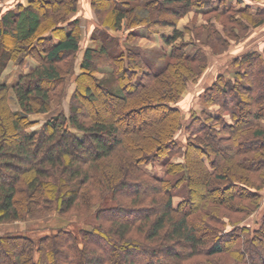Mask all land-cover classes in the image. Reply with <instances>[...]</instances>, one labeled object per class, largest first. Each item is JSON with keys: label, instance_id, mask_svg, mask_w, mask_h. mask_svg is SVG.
<instances>
[{"label": "trees", "instance_id": "16d2710c", "mask_svg": "<svg viewBox=\"0 0 264 264\" xmlns=\"http://www.w3.org/2000/svg\"><path fill=\"white\" fill-rule=\"evenodd\" d=\"M125 1L90 0V5L98 15L112 12L109 23L98 16L100 25L112 30L120 31L124 23L129 29L171 25V35L164 36L165 44L172 46L171 61L154 71L141 51L129 46L117 51L120 38L108 33L99 46L84 49L70 114L60 111L48 117L38 131L31 130L38 123L31 115L51 110L49 93L57 86L63 96L65 78L74 72L73 64L82 49L81 19L71 18L78 12L80 0H17L0 15V49L4 50L0 62L12 60L22 66L29 56L38 60L12 86L0 80V223L35 217L52 208L62 214L82 213L97 206L108 193L116 199V204L99 210L97 225L79 233L60 228L37 240L26 234L0 235V264H181L202 252L214 256L226 251L235 263L264 264V247L258 245L264 238V211L257 228L235 223L224 234L210 226L212 221L224 222L227 213L223 210L243 212L246 218L260 206L264 188L261 52L235 58L238 70L233 79L220 75L203 91L204 110H196L186 125L191 136L184 146L177 137L184 127L183 112L176 104L188 83L208 67L202 47L206 44L198 42L199 36L185 40V32L177 27L182 12L202 8L204 15H230V21L244 29L249 26L246 21L260 23L264 12L252 13L249 6L237 8L228 0H220L219 5H214L216 0ZM165 8H171L172 17L160 14ZM257 17L261 18L251 21ZM211 21L214 19L208 18L204 27L215 29ZM133 36L136 33L129 30L127 38ZM231 36L239 39V34ZM228 38L224 49L229 46ZM66 54H72L73 60L63 74L59 64ZM103 65L113 68L111 74L121 82L118 91L104 86L97 76ZM11 88L18 109L10 105ZM236 90L251 91L240 100ZM101 97L114 101L113 113L135 98L143 101L135 110H146L147 115L143 111L139 115L147 119L137 126L138 121L125 119L126 114L84 116L80 102L87 98L99 107ZM248 105L252 121L244 114ZM149 121L158 124L154 138L147 142L135 138L137 129L144 130ZM129 132L133 140L125 138ZM242 154L246 156L237 159ZM175 156L182 160H173ZM156 162L163 163L162 174L147 168ZM247 171L258 172L259 180H253ZM127 172L135 175H125ZM198 175L203 182L193 188ZM130 179L135 180L133 188ZM181 182L188 194L175 203L174 189ZM147 188L156 197L147 195ZM136 232L141 236L133 235Z\"/></svg>", "mask_w": 264, "mask_h": 264}, {"label": "rangeland", "instance_id": "374dc122", "mask_svg": "<svg viewBox=\"0 0 264 264\" xmlns=\"http://www.w3.org/2000/svg\"><path fill=\"white\" fill-rule=\"evenodd\" d=\"M21 1L27 3L28 0H21ZM129 1L130 0H126L124 3L125 4L129 3ZM16 2H17V0H0V15L7 12L8 9L14 7L16 5ZM137 2L140 3L141 0H137ZM90 4L88 5L89 8H91ZM152 4H154V3H152ZM152 6L157 7V6H155V4ZM86 7H87V5L81 3V0H80L79 11H81V12H82V10L85 11ZM90 13H92L93 21L96 25L92 24L93 23L92 21L86 20V22H85V19L80 18L81 19V23H80L81 24V34H82L80 44L82 45L81 46L82 49L77 53V57H76L75 62L73 64V71L75 73L70 72L66 76V78H65L66 79L65 90L63 92V96H61V94H62L61 93V86H57L55 89L52 88L53 90L50 91L49 94H50V101H51V105H52V108L50 111L38 112V113H34L31 115L32 119L38 121L37 124H35L34 126L31 127L32 131L40 130L42 127V124L45 122V120L48 117H50V116H52V115H54L60 111H64L67 115L70 114L71 98H72V94L74 92V89L76 88L75 77H76V74L81 71L80 61L83 58L84 48L88 47L87 45L90 44V41H92V43L95 44L93 46H99L102 43V40H105L106 35L112 30L109 27L107 28V27L101 26L100 23L98 22V20H100L98 16H100L105 23L111 22V20H112V18H111L112 12L111 11H107V12L105 11L104 13H99V15H98L91 8ZM182 13L183 14H181L177 18V27H178V24L180 22H181V24L183 23V25H185L184 26L185 27L184 32H186V34H187L185 40H190L193 37L198 38V36H199L200 43L202 42V43L206 44V49L208 48L207 49L208 63L212 59L211 58L213 55L212 52L217 54L219 52L226 50L229 47L228 46L226 49H224V45H223L226 43L227 37H229L231 39H236L235 37L231 36V35H235V34H239V37H242V36H244V33H246L249 29V26H247V29H244L243 27H241L242 25L240 26V25L230 21V18H229L230 15L219 17L216 15V13H213L210 15L200 16L191 10H188L187 12H182ZM160 14L164 15L166 17H172V10H171V8H165V9L161 10ZM74 15L75 14L73 13L71 15V18H74L75 17ZM261 17H263V16H261ZM261 17L251 18L252 19L251 21H256V20L260 19ZM208 18L214 19V22H212V21L211 22L214 23L213 24L214 28L216 30H218L221 35L219 33H217L218 31L217 32L214 31L215 29H213V28H209L210 29L209 30L207 27L206 28L204 27V24L207 23ZM204 21H206V22L204 23ZM247 22L248 21L245 22L246 23L245 25L250 23V22H248V23ZM47 24H49V23H47ZM151 26H155L157 29H171L173 31V27L171 25L153 24ZM98 27H100V28H98ZM127 27H128V25L126 23H124L121 31L129 29ZM112 32H114V33L111 35L116 36L114 34H115V32H118V30H112ZM127 37L125 38L123 43L126 46L132 47L135 50L141 51L145 60H146L148 67L153 68L154 71L161 69L168 61H171V59L168 57V53H167L165 47H163V46L159 47L158 45H152V43H149V42L148 43L140 42L139 38L136 36L129 37V39ZM5 38H6V40L8 39L7 36ZM222 38H223V40H222ZM112 41H113L112 43L116 42L115 39H113ZM229 45H230V42H229ZM202 47H204V46H202ZM0 51L2 53L4 51L3 48H1ZM0 58H3V57H0ZM28 58L31 61L33 60V61H36V63H38V60L36 58H33L31 56H29ZM72 60H73V55L72 54L71 55L66 54L64 56V60L62 62H60L59 66H61L63 74L66 72V68H69L71 66ZM31 61L29 62V64H28V62H25V64L22 66L16 64L12 60L7 61L6 63H3V61L0 62V80L4 83L8 84L9 86H12L14 83H16L18 81L19 77L23 73L29 71V69L32 67ZM207 65H209V64H207ZM103 67L104 68L106 67L107 69L112 68L111 66H108V65H103ZM101 68H100L101 72L99 70V72H97V76L100 77L101 79H103V82L105 84L104 86L108 87L110 90H113L115 92L118 91V89L121 87V82L118 80V78L114 77L111 74V72H109L108 74L102 72L103 69H101ZM204 80L205 79L203 78V75H202L199 78V80L197 79L194 81H190L188 83L186 91L183 92L181 99L176 103L183 112L184 127L180 131L177 132V137H178L181 145H183V146L187 142V138L189 136H191V132L186 130V128H185L186 125L191 123V121L193 120V114L194 113L196 114V112H195L196 110H198V113H201V111L204 110L203 108L201 109V107L197 108L200 101H196V94H197L198 88H200L203 85V82H205ZM58 83L59 82H56V85ZM259 84H261V81H259V83H257V86ZM204 87H205V89H207L208 88L207 84ZM214 92H220V91L215 90ZM235 92L240 97V100L241 99L244 100L245 97H247L249 95L248 91L236 90ZM235 92L233 91L234 94L232 93L233 97H234V95H236ZM227 93L228 92H225V94H227ZM9 95H10V101L9 102H10L11 107L13 109H18L19 104H18V101L16 99L14 90L12 88L9 91ZM113 102H114L113 100H112V102L110 99L107 100L106 97H104V98L101 97V106L98 107V105L95 106L92 101L85 98L84 100H82V102H80V105L82 107V113L86 117H89V115H94V116L103 115L104 117L114 118V117H117L119 114L121 117H124L126 114L128 116L125 119H129L132 122L138 121L137 126L139 125V123H144V121H145L144 119H147V116H145V118H144L142 115H139L140 112L143 111V109H140V111L135 110L136 108L142 106L143 101L139 102L138 99L135 98L129 104H125V105L123 104L121 107H119V109H117L116 113L112 112L113 107H114ZM217 106L218 107H216V106H214V107L219 110L220 107H219V105H217ZM245 110L246 111L244 114H245L246 118L252 121V115H251L252 110H251L250 106L249 105L246 106ZM127 111H130V112L126 113ZM142 113L144 115L146 113V110L143 111ZM136 115H139V116L137 117ZM145 115H147V114H145ZM227 117L230 119L229 115H227ZM157 125H158L157 123H150V121H149V123L145 125L144 130L143 129H141V130L137 129L138 131L134 133L135 134L134 137L135 138L138 137V139L143 138L145 140V142L151 141L152 140L151 138H154V135H155L154 133H156ZM219 125H221V124H219ZM142 132H144L145 134ZM219 133H222V131H219ZM132 135L133 134L130 132H129V134L126 133L125 138L127 140L128 139L133 140ZM195 135L196 134H194L192 136H195ZM245 156L246 155L242 154L241 156L237 157V159L240 160L242 157L244 158ZM173 160H175V161L182 160V157L175 156V157H173ZM147 168L157 172L158 174H162L164 165L161 162H156V163H152V164L148 165ZM247 172H245V173H247ZM123 174L124 173H122V175ZM129 174H130V172H127V174H125V175H129ZM136 174H138V173L136 172ZM130 175H135V173L130 174ZM247 175H252V179L255 181L259 180L258 179L259 178L258 172L249 171ZM143 176H144L143 178L146 181H148V182L151 181V180H149V178H147L149 176H145V175H143ZM201 176L202 175H198L197 178L194 180L193 188H196L199 185H201V182H203V180L201 181V178H202ZM168 177L171 178L173 182H176V181H174L175 177H173L172 175H170ZM179 177H182V175H180ZM130 180H131V181H129V183L131 185L130 188L131 187L133 188L134 187L133 183L135 182V180L134 179H130ZM184 183L185 182H181L180 184L176 185V187L174 189V191H175V195H174L175 203H178L181 199H183V197L186 196V194H188L186 185H183ZM220 184L221 183L216 184V185L218 186ZM146 191L149 192V193H147V195L151 196V198L156 197L153 194V190L151 188H147ZM21 197H23V196L21 195ZM241 201L244 204L249 203V200H247V199H245V200L241 199ZM147 202L149 203L151 201H147ZM114 204H116V199L114 198L112 193H108L101 201L98 202L97 206L92 207L90 209H86L82 213H78L76 211H70L68 213L62 214L58 211L57 208H52L51 211H46V212H44L40 215H37L35 217L27 216L26 218L21 219V220H13V221L0 223V235L26 234V235H29L30 237H32L33 239L37 240L43 235L55 233L60 228L71 230V231H74L75 233H79V231H81V229H91L92 227L97 225L99 222L98 217H97L99 210L103 207H108V206H111ZM79 208L84 209L85 205L84 206L80 205ZM223 211H226V213H227V216L224 217V219L222 220L224 222L212 221L210 223V226L212 228H213V226H216L217 228L222 229V233H224V234L233 230L235 223L249 224L252 228L259 227L261 216H262V213L264 211V188L262 189V198L260 201L259 209L256 210V212H253L250 215L246 216V218H244L245 217L244 213L240 212V211L237 212V211L232 210V209H226ZM133 235L139 236V237L141 236L137 232ZM258 245L261 246V248L264 247V238L261 240V242L258 243ZM182 246H177L176 248L181 249L183 251ZM175 262L179 263L180 261L178 259H176ZM181 264H238V263H235L233 260V257L231 256V253L229 251H226L222 254H218V255H214V256H208L207 254L202 252L200 254L195 255L193 258H191V260H187ZM239 264H243V263L239 262Z\"/></svg>", "mask_w": 264, "mask_h": 264}, {"label": "crops", "instance_id": "0c3cea01", "mask_svg": "<svg viewBox=\"0 0 264 264\" xmlns=\"http://www.w3.org/2000/svg\"><path fill=\"white\" fill-rule=\"evenodd\" d=\"M220 2H221L220 0H216L214 2V5H219ZM81 3L87 5V7L85 8V11L82 10L81 12L78 10V12L74 13L75 14L74 18L80 17V18L85 19V22L86 20L92 21L93 22L92 24L96 25L93 21L92 13H90L91 8L88 7V5L90 4V0H81ZM228 3L230 5L231 4L234 5L237 8L249 6L251 8L252 13H256L258 11L264 12V0H228ZM191 11H193L194 13L200 16L204 15V11L202 8H194ZM205 22L206 21H204V23ZM248 25H249V29L244 34V36L239 37V39L229 38L230 45L226 50L219 52L217 54L212 52L213 53L211 57L212 59L211 61H209L208 63L209 65L206 68V70L202 73L203 78L205 79L204 80L205 82H203V85L200 88H198V91L196 94V101H200L197 108L201 107L202 109L204 106L201 101H202V93L204 90H206L204 87L206 86V84L207 86H209L212 83H215L220 75H224L228 79H233L236 71L238 70L237 66L234 65L235 58L241 57L244 54L250 51H254V50L261 52L264 58V19L258 24H248ZM184 26L185 25H183V23L181 24V22L178 24V28L183 31L185 30ZM129 30L136 33V37L139 38L140 42H145V43L149 42V43H152V45H158L159 47L163 46L165 47L168 54L171 52L172 46L165 44L164 36L171 35L172 30L171 29H157L155 26H151V25L150 26L142 25V26L131 28V29L122 30V31L120 30L118 32H115L114 35H118L120 38V47L118 46L117 51L121 49H126V45L123 43V41L128 36ZM113 33L114 32H112V30L109 32V34H113ZM186 35L187 34L185 32L183 37L186 38ZM179 40H181V38ZM93 45L95 44L92 43V41H90V44L87 46H93ZM203 49H205L207 52L208 48L206 49V45H205ZM30 61L31 60L28 58L26 62H28L29 64ZM36 64H37L36 61H33V60L31 61L32 67L35 66ZM101 69H103L102 72L107 73V74L109 72H112V68L107 69L106 67L105 68L102 67ZM214 106L218 107L217 105H214Z\"/></svg>", "mask_w": 264, "mask_h": 264}]
</instances>
